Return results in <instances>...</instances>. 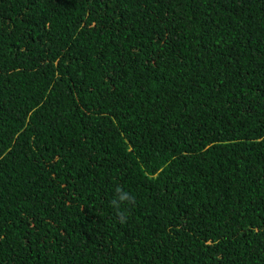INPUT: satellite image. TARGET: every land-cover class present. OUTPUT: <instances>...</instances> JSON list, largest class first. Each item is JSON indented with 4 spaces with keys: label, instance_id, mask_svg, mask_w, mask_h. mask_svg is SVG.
<instances>
[{
    "label": "trees",
    "instance_id": "1",
    "mask_svg": "<svg viewBox=\"0 0 264 264\" xmlns=\"http://www.w3.org/2000/svg\"><path fill=\"white\" fill-rule=\"evenodd\" d=\"M0 264H264V0H0Z\"/></svg>",
    "mask_w": 264,
    "mask_h": 264
},
{
    "label": "clouds",
    "instance_id": "2",
    "mask_svg": "<svg viewBox=\"0 0 264 264\" xmlns=\"http://www.w3.org/2000/svg\"><path fill=\"white\" fill-rule=\"evenodd\" d=\"M134 198L122 188H117L110 206L114 209L116 217L120 222H126L130 214V204Z\"/></svg>",
    "mask_w": 264,
    "mask_h": 264
}]
</instances>
